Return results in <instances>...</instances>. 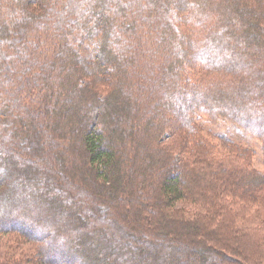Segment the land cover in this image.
Segmentation results:
<instances>
[{"label": "trees", "instance_id": "trees-1", "mask_svg": "<svg viewBox=\"0 0 264 264\" xmlns=\"http://www.w3.org/2000/svg\"><path fill=\"white\" fill-rule=\"evenodd\" d=\"M0 169V264H264V0H0Z\"/></svg>", "mask_w": 264, "mask_h": 264}, {"label": "rangeland", "instance_id": "rangeland-1", "mask_svg": "<svg viewBox=\"0 0 264 264\" xmlns=\"http://www.w3.org/2000/svg\"><path fill=\"white\" fill-rule=\"evenodd\" d=\"M205 129L209 132H213L212 136L217 137V138H224L228 141L231 140H237L240 141L243 144H246L247 146L253 147L257 155L255 157V167L258 169H262V164H261V158H260V149H259V143L254 141L251 137L241 133L238 131L233 126H230L229 124H224V123H214V124H206ZM216 141V140H214ZM183 206L189 210L190 212H198L199 208L196 206H192L191 204H183ZM250 214L252 216H257L259 218H264V210L261 208H254L250 211ZM11 238H6L2 242H0V253L1 255H4L7 250H3L5 246H8V244H11Z\"/></svg>", "mask_w": 264, "mask_h": 264}, {"label": "snow or ice", "instance_id": "snow-or-ice-1", "mask_svg": "<svg viewBox=\"0 0 264 264\" xmlns=\"http://www.w3.org/2000/svg\"><path fill=\"white\" fill-rule=\"evenodd\" d=\"M2 172H3V170L0 169V173H2ZM0 212H2V202H0Z\"/></svg>", "mask_w": 264, "mask_h": 264}]
</instances>
